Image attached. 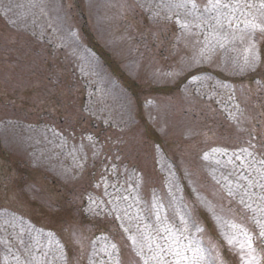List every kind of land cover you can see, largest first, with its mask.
<instances>
[{"label":"rangeland","instance_id":"obj_1","mask_svg":"<svg viewBox=\"0 0 264 264\" xmlns=\"http://www.w3.org/2000/svg\"><path fill=\"white\" fill-rule=\"evenodd\" d=\"M222 4L0 0V264H264V9Z\"/></svg>","mask_w":264,"mask_h":264},{"label":"snow or ice","instance_id":"obj_2","mask_svg":"<svg viewBox=\"0 0 264 264\" xmlns=\"http://www.w3.org/2000/svg\"><path fill=\"white\" fill-rule=\"evenodd\" d=\"M209 2L212 4L213 7H216V6L228 7L229 6L228 4H222V0H209ZM245 7L250 9V8L254 7V5L251 4V3H246ZM260 8L264 9V0H260ZM251 27L253 28L254 31L255 30H259V31L264 32V27H262L261 25L252 23ZM187 223L188 222L185 221L184 222L185 227L183 229L178 230V232L180 233V236H183L184 233L188 231ZM192 226L195 227L197 231H201L199 226L196 225L194 222H193ZM167 230L169 231V233L171 235L172 234L171 233V229H167ZM239 236H242L243 240L229 239L228 240L229 245L237 244L240 251H244L245 249H251L252 237L250 235H248V233L242 228L239 231ZM260 237L264 238V227L261 228ZM186 238L187 237H185V239ZM129 239H131V240H133L135 242V237L134 236H130ZM178 239H179V237H174V242H175V240H178ZM141 251H143V249H141ZM164 251H165V249L163 247H161L159 252L155 253L153 255V257H151V259H154V260L163 259V257L160 254L163 253ZM194 251H196L202 258V250L201 249L197 248ZM139 254L140 253H138V255ZM172 254L178 258L177 259V264H180V261H187L189 259L188 257L184 256L183 252H181V251H174ZM145 264H147V260H145ZM244 264H251V260H245Z\"/></svg>","mask_w":264,"mask_h":264}]
</instances>
